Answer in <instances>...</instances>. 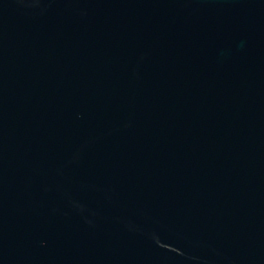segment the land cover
<instances>
[{"label": "water", "instance_id": "obj_1", "mask_svg": "<svg viewBox=\"0 0 264 264\" xmlns=\"http://www.w3.org/2000/svg\"><path fill=\"white\" fill-rule=\"evenodd\" d=\"M0 264H264V0H0Z\"/></svg>", "mask_w": 264, "mask_h": 264}]
</instances>
